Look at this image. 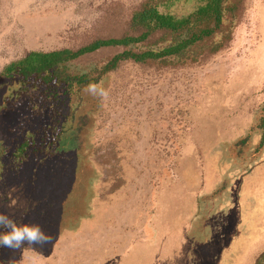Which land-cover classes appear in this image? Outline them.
Returning a JSON list of instances; mask_svg holds the SVG:
<instances>
[{"label": "rangeland", "instance_id": "374dc122", "mask_svg": "<svg viewBox=\"0 0 264 264\" xmlns=\"http://www.w3.org/2000/svg\"><path fill=\"white\" fill-rule=\"evenodd\" d=\"M145 1L0 0V80L7 65L33 51H78L98 41L139 36L131 19ZM194 4L189 0L172 10L186 14ZM232 27L227 45L197 62L121 61L99 82L109 92L107 100L86 91L81 103L71 98L57 111L47 104L24 113L26 133L52 124L56 112L57 127L69 130L55 142L56 157L43 164L30 159L20 169L10 155L3 160L0 213L39 224L51 241L0 247V264H91L90 258L100 264L101 241L109 244L107 250L116 249L120 225L143 229L152 223L154 210L170 199L182 177L202 183L215 172L222 184L212 208L246 209L244 189L255 186L248 180L264 179V0H243L241 18ZM160 37L102 47L70 62L69 70L91 72L126 51L146 50ZM79 104L72 127L70 110ZM199 118L213 123L202 127ZM119 125L125 130L117 135ZM221 128L237 134L225 136ZM52 142L51 135L45 144ZM133 203L138 216L128 212ZM199 203L203 210L208 202ZM209 214L202 215L221 225L224 216ZM233 216L228 229L236 235L240 225ZM262 254L253 264H264ZM105 263L115 261L106 256Z\"/></svg>", "mask_w": 264, "mask_h": 264}, {"label": "trees", "instance_id": "16d2710c", "mask_svg": "<svg viewBox=\"0 0 264 264\" xmlns=\"http://www.w3.org/2000/svg\"><path fill=\"white\" fill-rule=\"evenodd\" d=\"M188 1L146 0L131 19V27L140 31L137 37L98 41L78 51H33L7 65L0 80V169L7 155L16 160L20 169L30 159H37L42 164L53 159L56 157L52 151L56 140L69 130L57 127L56 112L51 115L52 124H42L26 133L25 112L36 113L47 104L57 111L56 108L67 107L71 98L81 103L86 86L99 83L121 61H159L162 64L178 61L185 64L197 62L204 53L213 54L224 48L232 39V26L241 18L243 0H195L192 10L186 14L172 10L177 4ZM157 33L161 34L157 43L147 45L144 51H126L91 72L69 70L70 62L85 54L102 47H129L146 42ZM80 105L72 106L70 110L72 127ZM51 135L53 142L46 145ZM261 257L264 258V254Z\"/></svg>", "mask_w": 264, "mask_h": 264}, {"label": "crops", "instance_id": "0c3cea01", "mask_svg": "<svg viewBox=\"0 0 264 264\" xmlns=\"http://www.w3.org/2000/svg\"><path fill=\"white\" fill-rule=\"evenodd\" d=\"M201 118L197 120L202 121V127H205L204 124L210 121ZM219 120L220 117L216 123ZM107 130H111L110 124ZM124 130L119 125L116 134L119 135ZM222 130V128L219 130L220 134ZM198 132L200 133V128ZM210 133L205 132L204 135ZM223 134L231 137L236 136L237 133L223 132ZM215 148L216 144L213 145L212 152ZM191 178H181V186L173 189L170 199L164 198L162 207L159 204L154 210L152 223L150 222L143 229L135 224L120 225L118 232L123 235L118 234L116 249L107 250L109 244L101 241L103 250L100 253L99 263L106 264L105 258L109 256L115 264H253L254 258L264 253V179L248 180V184L251 182L255 186L249 190L245 187L243 197L246 209L241 211L234 204H230L229 207L212 208L213 195L222 184L215 172L202 183L199 179L195 182ZM221 199L226 203V198ZM134 200L139 201L140 195L135 196ZM201 200L208 202L203 210L200 209ZM132 206L128 212L138 216L135 203ZM205 211L207 215L210 212L212 217H215L217 212L219 216H224L220 221L221 225L208 222L205 215H202ZM232 213L234 215L232 220L240 225L236 235H232V231L228 229L231 227ZM92 259L90 258L91 264H93Z\"/></svg>", "mask_w": 264, "mask_h": 264}, {"label": "clouds", "instance_id": "9594fccd", "mask_svg": "<svg viewBox=\"0 0 264 264\" xmlns=\"http://www.w3.org/2000/svg\"><path fill=\"white\" fill-rule=\"evenodd\" d=\"M86 91L99 96L102 101L109 97L108 90L100 83H89ZM51 241V236L36 223H18L4 213H0V247L19 249L28 245H44Z\"/></svg>", "mask_w": 264, "mask_h": 264}]
</instances>
